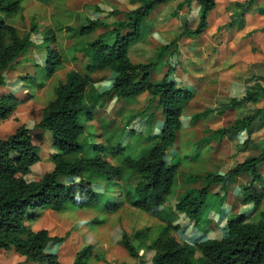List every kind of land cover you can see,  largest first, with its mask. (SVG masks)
Listing matches in <instances>:
<instances>
[{
	"label": "trees",
	"instance_id": "16d2710c",
	"mask_svg": "<svg viewBox=\"0 0 264 264\" xmlns=\"http://www.w3.org/2000/svg\"><path fill=\"white\" fill-rule=\"evenodd\" d=\"M168 1L138 0L132 9L107 12L109 16L121 13L119 19L94 18L85 24L61 28L79 35L90 33L97 27H103L104 32L88 42L75 41V47L88 57L84 65L86 69L84 72L75 69L66 72L64 79L54 88V98L42 108L41 117L34 125L41 132L51 134L56 148L50 156L52 169L37 180L24 177L40 160L38 147L33 143L32 129L25 124L0 138V250L12 248L25 260L38 264H61L48 247L50 243L63 242L69 231L59 236L50 235L44 228L33 230L26 224L27 218L38 217L39 208L62 211L69 205L100 207L106 212H114L121 207L122 200L106 192L113 191L122 182L123 200L145 212L160 210L165 222L151 240H148L146 229H136L131 234L123 232L119 242L129 256L138 260L137 264H142L144 257L139 251L147 249L153 251L148 264H193L194 259L196 264H264V209H260L253 219L243 212L231 214L226 218L224 235L207 237L193 244L181 242L171 233L179 225L163 213L174 192L178 170L175 158L167 161L166 157L181 127L183 105L193 97V91L177 87L167 79V73L158 81L151 79L153 63L177 49L176 39L159 45L151 61L133 62L129 48L141 39L143 21L156 7ZM255 1L235 2L240 9L226 26L236 23L242 11ZM193 3H196V24L193 28L183 27L178 38L200 36L208 27V16L217 0H182L170 12L171 17L184 6L191 12ZM21 9V0H0V13L9 15ZM37 26L33 20L29 30L19 35L16 28L0 16V86L6 84L4 70L27 52L32 42L31 34L38 31ZM259 31L264 33V27ZM54 38L52 28L43 34L44 41L51 42ZM61 61L60 53L48 46L47 77L54 73ZM105 69L115 73L111 86L100 92L90 90L94 83L92 73ZM171 70L172 67L168 66V71ZM255 84L246 89L243 96L231 98L219 111L237 107L243 101L255 102L260 97L264 98V85ZM144 93L148 96L146 105L127 114L120 132L106 131L104 142L87 143L93 151L91 156L82 154L84 140L81 135L85 132V123L94 119L96 104L100 106L105 99H113L119 102V112H122L123 106L132 104ZM19 103L20 99L14 94L0 95V120L6 119ZM208 112V109L196 112L192 119L202 118ZM82 118L85 123L80 122ZM141 118L144 119L143 132L134 128L127 130ZM255 121H264V106L235 118L225 126L208 129L210 135L206 139L217 140L228 133L248 131ZM132 135L140 141L138 146L121 141ZM260 165H264V138L257 155L246 157L226 173L208 171L190 175L200 181L201 186L184 191L175 202L174 211L192 221L200 231H207L209 211H220L228 186L240 176L248 180L241 187L239 198L243 204H251L256 209L264 199V176L259 171ZM216 184H221L222 193L212 191ZM105 196L113 199L103 204ZM90 253L91 246L83 247L75 254L72 264H86Z\"/></svg>",
	"mask_w": 264,
	"mask_h": 264
},
{
	"label": "rangeland",
	"instance_id": "374dc122",
	"mask_svg": "<svg viewBox=\"0 0 264 264\" xmlns=\"http://www.w3.org/2000/svg\"><path fill=\"white\" fill-rule=\"evenodd\" d=\"M180 1L182 0H170L153 10L143 21L142 37L130 46L129 56L133 62L151 61L159 45L173 39L177 41V49L174 52L153 63L151 79L158 81L167 73V79L177 87L193 91V97L183 105L181 127L167 153V161L175 158L178 170L174 192L163 210L166 218H172L173 222L179 225V228L171 230V233L179 241L193 244L207 237L224 235L225 221L231 214L243 212L253 219L260 209H264V199L256 209L252 208L251 204L241 202L239 193L248 180L245 176L238 177L228 186L225 202L219 212L209 211L210 223L205 232L200 231L182 214H177L173 207L184 191L201 186V182L192 179L190 175L208 171L224 174L236 163L248 156L257 155L260 151L264 138V121H255L248 131L228 133L217 140L206 138L210 135L208 129L225 126L235 118L264 106V98L260 97L255 102L243 101L237 107L219 111L231 98L243 96L245 90L254 87L255 83L264 85V37L252 42L248 35L254 27L264 26V13L261 20L254 19V16H257L255 13L247 14L245 23L230 33L232 25L226 24L240 9L232 3L245 0H217V9L208 16V27L200 35L201 38H178L183 27L193 28L197 20L194 9L196 3L192 4L191 12L184 6L178 9L176 16L171 17L170 12ZM263 1L257 0L251 12L262 14L259 8L264 4ZM137 4L138 0H21L22 9L19 12L9 15L0 13L2 18L16 28L19 35L29 30L31 21L34 20L38 25V31L31 34L32 42L27 52L18 56L16 61L4 70L6 84L0 86V95L11 93L20 99L15 110L6 119L0 120V138L11 134L20 124H25L32 129L33 143L38 147L40 160L33 164L30 172L24 176L27 180H37L53 167L50 156L56 148L51 134L48 131L41 132L34 128V125L41 117L42 108L54 98V88L64 79L66 72L71 69L84 72L86 69L84 65L88 57L75 47V41L88 42L104 32L103 27H97L90 33L79 35L72 30L61 28L85 24L88 19L94 18L113 21L121 18L122 14L109 16V10L123 11L132 9ZM51 28L55 38L51 42L44 41V32L50 31ZM48 46L60 53L62 58L59 62L61 64L49 77L46 67ZM241 56L245 57L246 64L236 65L233 76L230 73L231 68ZM168 66L172 67L171 71H168ZM114 75L113 71L106 69L92 73L94 83L90 90L100 92L108 89ZM234 77L236 82L233 85ZM147 98L145 93L139 95L135 102L123 106L122 112H119V102L113 99H105L100 106L96 104L93 120L85 123L83 118L80 119L86 126L81 135L84 140L82 154L91 156L93 151L87 143L104 142L106 131L117 132L122 129L127 114L144 107ZM204 109L210 112L202 118L192 119L194 113ZM143 126L144 119L141 118L127 130L134 128L137 132H143ZM121 141L137 146L140 144L134 135L124 137ZM259 171L264 176V165L259 166ZM220 187L221 184L213 185L212 191L222 193ZM106 193L122 200L118 210L106 212L100 207L78 208L69 205L62 211H54L38 207V217L27 218L26 224L33 230L47 229L50 235L62 236L69 231V236L63 242L50 243L48 247L49 252L58 256L61 264H72L75 254L87 245L91 246V253L86 259V264H137L138 260L129 256L119 240L123 232L131 234L136 229H146L148 240L153 239L161 226L165 225L159 214L160 210L145 212L123 200L122 182L116 185L113 191ZM112 199V196H105L102 203ZM33 210L35 208L29 209V212ZM96 219L97 222H93ZM133 242L136 243L134 239ZM139 253L144 255L142 264L150 263L152 250H140ZM0 263L38 264L25 260L12 248L0 250ZM193 264H196V259Z\"/></svg>",
	"mask_w": 264,
	"mask_h": 264
},
{
	"label": "crops",
	"instance_id": "0c3cea01",
	"mask_svg": "<svg viewBox=\"0 0 264 264\" xmlns=\"http://www.w3.org/2000/svg\"><path fill=\"white\" fill-rule=\"evenodd\" d=\"M257 1V0H256ZM256 1L254 3L251 4V7L248 8V9H244L242 11V15L240 16V19L238 20L237 19V22L234 23L231 27V30H230V33H232V31L236 30L238 27H241L244 23H245V17L247 16V14L249 13H255L257 16H254V19H257V20H261V17L263 16V13H264V4H261V7L259 8V10L261 11L262 14H259L258 12H251L252 11V8L254 7V4L256 3ZM241 2H244V1H241ZM264 3V1H263ZM233 5L235 4V2L232 3ZM217 3H216V6L215 8L210 12L209 16L212 14L213 11H215V9H217ZM230 9V8H229ZM228 9V10H229ZM227 10V11H228ZM236 16V15H235ZM258 28H255L252 29V30H256L255 32H253L250 36H249V39L253 42V41H257L259 40L260 38L264 37V33L263 32H260L259 29L262 28V26H257ZM264 27V26H263ZM227 28V27H226ZM228 30V29H227ZM251 30V31H252ZM200 37V36H199ZM201 38V37H200ZM222 46V45H221ZM245 57H239V60L236 62V64L234 65V67L231 68V72L233 76H235V73H234V68L236 65L238 64H241V65H245L246 64V61L244 59ZM233 65V63H232ZM233 78V77H232ZM235 79V77H234ZM236 82V79L234 80V83L233 85L235 84Z\"/></svg>",
	"mask_w": 264,
	"mask_h": 264
}]
</instances>
